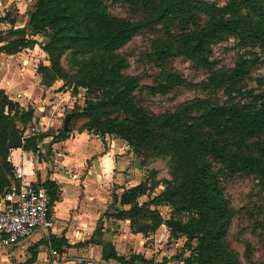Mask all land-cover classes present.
Segmentation results:
<instances>
[{"label":"trees","instance_id":"16d2710c","mask_svg":"<svg viewBox=\"0 0 264 264\" xmlns=\"http://www.w3.org/2000/svg\"><path fill=\"white\" fill-rule=\"evenodd\" d=\"M35 1L27 27L31 34L48 39L46 51L51 54V65L39 68L41 83L51 87L60 79L75 93L84 91L86 106L72 117L85 120L79 131L117 136L137 154L152 147L159 154L171 156L172 180L165 181L162 192L141 205L139 199L150 191L148 184L141 183L115 196L114 201L130 206L118 212V217L131 219L137 232L152 233L165 224L171 239L185 238L181 252L156 262L141 254L121 256L112 242L92 238L85 244L102 245V261L107 263L163 264L177 260L183 264H243L229 241L236 210L211 162L231 174L256 175L264 192V91L245 86L253 61L242 57L231 73L209 76V83L223 92V98H194L172 112L155 115L138 104L140 77L128 72L129 59L122 49L135 36L163 25L154 52L159 65L165 67L171 60L184 57L211 68L214 43L237 38L264 48V0H227L224 5L206 0H127L141 14L138 20L112 15L103 0ZM15 23L11 20L13 26ZM27 27L12 28L8 36H0V53L12 55L33 48L36 41L28 38ZM80 47L92 56L76 72L69 73L61 63L62 57ZM165 80L166 85L152 86L151 90L165 93L169 87L187 83L172 72L165 73ZM34 114L33 108L22 107L0 90V196L15 179L12 149L37 152L39 140L46 136L38 133L23 137L18 125L26 127ZM71 131L63 127L57 138L67 139ZM42 187L48 191L53 207L60 198V186L47 180ZM262 202L255 228L264 237V199ZM163 206L171 209L168 219L154 212L151 222L137 224L144 211ZM50 238L57 250L64 245L73 247L64 239ZM37 247L23 264L36 261ZM246 248L249 260L250 244Z\"/></svg>","mask_w":264,"mask_h":264},{"label":"rangeland","instance_id":"374dc122","mask_svg":"<svg viewBox=\"0 0 264 264\" xmlns=\"http://www.w3.org/2000/svg\"><path fill=\"white\" fill-rule=\"evenodd\" d=\"M103 1L112 15L130 20L141 18V14L135 12L127 0ZM206 1L220 5H224L227 2V0ZM35 4V0H0V36H8L12 28L15 30L27 27L30 14L35 9ZM11 20L16 21L14 26L11 24ZM163 27V25H158L147 29L142 34L135 36L122 49V52L129 59L128 72L131 75H138L140 77V87L136 92V100L147 112L155 115L172 112L179 105L187 103L194 98H223V92L213 89L214 85L209 83V76L231 73L242 57L253 61L252 69L245 81L246 88L257 92L264 91L263 47L247 44L237 38H229L213 44V54L210 61L212 64L211 68L200 67L194 60L184 57L175 58L163 67L154 58L155 45L163 34ZM27 29L28 38L35 40L36 44L33 48L25 49V58L28 57L29 59L30 75L33 81L37 79V82L42 84L39 68L44 65H51V54L46 51L48 39L42 35H33L28 27ZM3 32L5 33L4 35H2ZM91 56L92 52L84 47H80L76 50L67 51L62 57L61 63L65 70L69 73H74L80 64L85 60H89ZM167 72L177 73L184 77L187 82L186 85L169 87L165 93H154L151 90L152 86L159 88L160 85L167 84L165 80V73ZM50 88H57L56 92H60L62 97L68 96V101H63L53 114L46 111L45 114H49V118H47V123L44 124L45 127L50 128L48 132H60L64 127L67 114H71L69 129H72V133L76 134L83 126L85 120L72 119V117L86 106L84 91L79 89L78 93H75L66 81L60 79L53 86L48 87V89ZM37 97L36 95L32 96L30 101L26 99V101H23L25 105L19 104L27 109L33 108L32 106H36L39 104L37 101L41 100L40 98L37 99ZM37 118L34 114L33 121L26 127L18 125L24 138H29L38 133L41 134L38 128L41 118L38 120ZM41 122L46 121L41 120ZM129 149L130 152H133V155L130 165L132 173L128 174V181L136 180L140 182L139 184L146 183L150 187L148 195L146 194L139 199L142 205L165 189V181L172 180L171 156L169 154H159L152 147L145 148L138 154L130 146ZM136 160L140 161V167L135 166ZM211 166L212 171L217 176L236 210L229 237L230 244L239 253L243 264H261L264 261V237L255 228L257 210L260 206H263L262 199H264V192L261 190L262 186L259 178L254 174H231L215 162H211ZM114 200L115 196L112 197L109 204V211L113 212L104 217V227L106 230L104 236L107 239L116 241V243L120 242L119 248L126 247V256L135 253V251H140L141 253L144 252L147 258L161 262L181 252L185 238L167 240L165 237L163 238V234H160V238L157 239L156 237L150 238L149 232L146 234L137 232L132 225L131 219L120 220V217H118V212L121 211V208L127 210L130 206H127V209H125L119 203H115ZM154 212L160 213L163 219H168L171 215V209L167 206L151 207V209L144 211L137 218V224L151 222L150 215ZM126 220L131 222L130 226L129 223L126 225ZM130 232L133 234L140 233L143 237H134ZM36 237L33 235L31 239L34 240ZM247 244H250V249H252L249 260H247L249 258L247 256ZM31 246H26V248L15 246L13 249L0 251V260H3L4 264H23L32 257ZM11 252H14V255H11ZM59 253V257L52 258L47 248L45 247L44 250L40 246L38 248V262L35 264H117L115 262L106 263L102 261L99 258V251L97 250L84 256L79 253L69 254L68 248H63ZM167 264L181 263L174 260Z\"/></svg>","mask_w":264,"mask_h":264},{"label":"crops","instance_id":"0c3cea01","mask_svg":"<svg viewBox=\"0 0 264 264\" xmlns=\"http://www.w3.org/2000/svg\"><path fill=\"white\" fill-rule=\"evenodd\" d=\"M4 34L3 32L2 35ZM25 56L26 50L12 55L0 53V90H4L10 99L22 105H25L23 101L26 99L30 101L32 96H38L37 99H41L37 101L39 104L32 107L35 109L37 120L41 118L38 128L41 134L46 136L39 140V149L35 153L24 151L22 148L12 149L10 162L14 167L15 179L11 180V184L14 181L42 187L47 180H52L60 186V198L52 207L56 218L55 227L50 230L40 228L34 233L37 236L34 240L31 239L32 236L29 240L16 246L26 248V246L32 245V250L34 246L38 245V252L40 246L44 250L45 247L52 246L50 236H54L58 240L68 241L73 246L64 245L62 247V249L68 248L69 254L79 253L84 256L97 250L99 258L102 260V245L85 244L94 238L103 243L112 242L118 254L126 256V247H121V249L118 247L120 242L116 243V241L105 238L104 217L113 212L109 211L112 197H120L126 189L140 183L136 180L128 181V174L132 173L130 165L133 152H130L129 146L124 140L114 135H100L89 131H79L73 134L72 130L67 139L61 140L57 138L58 131L48 132L50 128L44 125L49 118V114H45L46 111L50 114L56 112L63 101H68V96L62 97L60 92H56L57 88L48 89V87L39 84L37 79L33 81L30 75V62ZM41 120L46 122H41ZM119 205L121 206L120 203ZM124 208L127 209V206ZM125 222L130 226L129 220ZM130 234L134 237H143L140 233L130 232ZM160 234H163V238L172 240L165 224L155 232L149 233L150 238L156 237L157 239L160 238ZM77 244L84 245L78 246ZM14 247L0 249V251H7ZM52 248L55 249L53 246ZM134 254H141L147 258L144 252L135 251L131 255ZM11 255H14V252H11ZM37 262L38 254L36 261L32 264ZM0 264H4L3 260H0Z\"/></svg>","mask_w":264,"mask_h":264},{"label":"built area","instance_id":"2783aa9c","mask_svg":"<svg viewBox=\"0 0 264 264\" xmlns=\"http://www.w3.org/2000/svg\"><path fill=\"white\" fill-rule=\"evenodd\" d=\"M55 224L45 188L13 182L0 196V249L12 248L29 240L38 229L50 230ZM47 250L53 257L59 255L51 245Z\"/></svg>","mask_w":264,"mask_h":264},{"label":"water","instance_id":"95a60500","mask_svg":"<svg viewBox=\"0 0 264 264\" xmlns=\"http://www.w3.org/2000/svg\"><path fill=\"white\" fill-rule=\"evenodd\" d=\"M70 117H71V114H67V116L65 118L64 130H66V131L69 129ZM135 166L140 167V161L139 160H136Z\"/></svg>","mask_w":264,"mask_h":264}]
</instances>
